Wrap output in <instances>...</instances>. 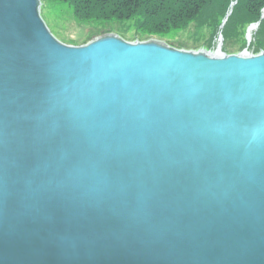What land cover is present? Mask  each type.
I'll list each match as a JSON object with an SVG mask.
<instances>
[{
    "label": "water",
    "instance_id": "water-1",
    "mask_svg": "<svg viewBox=\"0 0 264 264\" xmlns=\"http://www.w3.org/2000/svg\"><path fill=\"white\" fill-rule=\"evenodd\" d=\"M37 1L0 0V264H264V52L67 46Z\"/></svg>",
    "mask_w": 264,
    "mask_h": 264
},
{
    "label": "trees",
    "instance_id": "trees-1",
    "mask_svg": "<svg viewBox=\"0 0 264 264\" xmlns=\"http://www.w3.org/2000/svg\"><path fill=\"white\" fill-rule=\"evenodd\" d=\"M65 4L73 17L80 23L130 22L135 34L128 36L126 31L103 29L94 35H88L84 43L114 33L126 41H139L150 38L167 40L177 49L191 47L175 43L169 39L170 35L183 32L190 27L197 31L208 32L207 44L204 50L212 51L216 45V38L220 33L223 37L222 51L226 54H237L245 48V31L248 25L259 23L258 29L252 33V41L248 50L253 54L264 51V0H40ZM235 2L231 14L226 18L222 30L219 25L225 19L231 3ZM241 37V45L231 49L228 44L234 37ZM174 48V47H173ZM192 49H198L192 47Z\"/></svg>",
    "mask_w": 264,
    "mask_h": 264
},
{
    "label": "rangeland",
    "instance_id": "rangeland-1",
    "mask_svg": "<svg viewBox=\"0 0 264 264\" xmlns=\"http://www.w3.org/2000/svg\"><path fill=\"white\" fill-rule=\"evenodd\" d=\"M40 12V16L44 21L46 27L50 33L60 42L65 43L66 45L80 46L84 45L82 42L86 36L94 35L97 32L102 31L103 29H120L126 31L128 36L135 34L134 28L130 22H113L111 24L103 22H89V23H80L78 22L71 12V10L63 3L52 2V1H43ZM114 34V33H108ZM207 35L208 32L204 29L197 31L194 27H190L188 30L183 32H177L176 34L170 35L169 39L175 41V43L185 44L188 47H191L189 50L182 48L186 51L197 52L203 49L207 44ZM245 39V38H244ZM91 41V40H90ZM148 41H156L159 43L166 44L170 47L167 40H160L158 38H150ZM89 42V41H88ZM131 43L138 42L136 40L129 41ZM241 45V37H234L228 46L231 49H237ZM196 47L198 49H192ZM177 49V48H176ZM212 54L214 52H211Z\"/></svg>",
    "mask_w": 264,
    "mask_h": 264
},
{
    "label": "bare ground",
    "instance_id": "bare-ground-1",
    "mask_svg": "<svg viewBox=\"0 0 264 264\" xmlns=\"http://www.w3.org/2000/svg\"><path fill=\"white\" fill-rule=\"evenodd\" d=\"M38 2V6H39V9H38V11H40L41 10V7H42V2L40 1V0H38L37 1ZM234 3L235 2H233L232 3V5H230V8H229V10H228V13H226V16L227 15H230L231 14V9H232V7H233V5H234ZM38 14H39V16H40V12H38ZM226 16H225V18H226ZM40 18H41V16H40ZM43 21V20H42ZM44 22V21H43ZM224 22V23H223ZM225 23H226V19H224V20H222V22H221V24L219 25V30H222L223 28H224V25H225ZM45 24V23H44ZM84 24V23H83ZM259 25V23L257 22V23H252L251 25H248V27L246 28V31L245 32H247V34H246V38H245V40L248 42V43H251V41H252V33H254L257 29H258V26ZM46 26V25H45ZM52 35V34H51ZM112 35H114V34H112ZM53 36V35H52ZM117 38H119V39H121L122 41H125V42H127L125 39H123V38H121V37H119V36H117V35H115ZM54 37V36H53ZM55 38V37H54ZM98 38V37H97ZM101 38V37H100ZM56 39V38H55ZM57 40V39H56ZM219 40L221 41V42H223V37H220L219 38V36H217V38H216V42H219ZM58 41V40H57ZM60 42V41H59ZM148 42H150V41H148V39H146V40H144V39H142V40H139L138 41V43H140V44H145V43H148ZM61 43V42H60ZM62 44H64V45H66L65 43H62ZM67 46H72V45H67ZM173 48V47H172ZM207 51V50H206ZM216 51H218L217 49H216ZM213 52H214V49H213ZM246 52H247V50H246ZM208 54H210V55H212V56H215L214 54H212V53H208ZM254 55V54H253ZM245 56H252V55H245Z\"/></svg>",
    "mask_w": 264,
    "mask_h": 264
}]
</instances>
